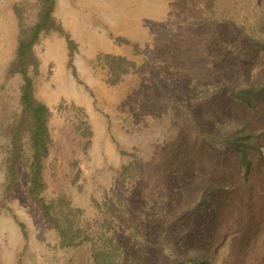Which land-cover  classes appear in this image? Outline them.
<instances>
[{"label":"rangeland","instance_id":"374dc122","mask_svg":"<svg viewBox=\"0 0 264 264\" xmlns=\"http://www.w3.org/2000/svg\"><path fill=\"white\" fill-rule=\"evenodd\" d=\"M55 3L76 48L70 64L57 32L33 46L35 95L52 111L45 195L67 200L73 223L111 235L115 264H264V134L248 150L247 181L238 151L207 137L264 132V49L249 40H264V0ZM14 4L27 24L37 13L36 0H0L1 128L20 111L21 77L6 74ZM105 54L141 67L110 84ZM229 84L262 86L263 97L248 106ZM4 140L0 264H93L89 241L60 244L27 194L23 168L7 188Z\"/></svg>","mask_w":264,"mask_h":264},{"label":"trees","instance_id":"16d2710c","mask_svg":"<svg viewBox=\"0 0 264 264\" xmlns=\"http://www.w3.org/2000/svg\"><path fill=\"white\" fill-rule=\"evenodd\" d=\"M36 3V20L32 24L25 23L22 15L23 8L19 4L13 6L18 18L17 45L6 74L8 76L19 75L22 83L19 114L5 127H0V134L5 137L3 163L7 188L9 189L16 182L19 168H23L26 173L27 194L39 204L43 217L58 233L60 244L73 246L87 240L91 243L90 254L93 264H115L114 255L117 254L118 248L111 235L104 237L97 230H87L73 223L69 219L71 208L67 200L60 196L47 197L45 195L47 183L44 177V159L48 157L52 143L49 128L52 111L49 105L35 95L34 75L38 72L39 60L33 46L39 41L41 34L57 32L66 39L71 64L76 43L54 16L55 0H36ZM249 40L252 44L264 49V40L254 38H249ZM99 59L104 61L102 65L109 75L110 84L118 83L122 75L133 73L141 67L136 61L121 55L105 54ZM226 87L232 97L251 107L254 102L263 97L262 86L235 87L229 84ZM262 134L264 132L253 134L246 131H235L223 136L212 134L207 137L214 143L230 144L238 151L239 160L244 167L243 179L247 181L251 162L248 150L250 148L259 149L255 144V139ZM202 135L206 136V134ZM205 202L206 194L203 191L195 202L194 208H200ZM104 204L108 205L106 202ZM108 207L114 212L110 205ZM104 223L107 225L106 229H109L108 217H105Z\"/></svg>","mask_w":264,"mask_h":264}]
</instances>
